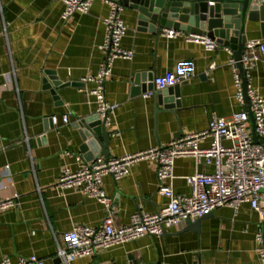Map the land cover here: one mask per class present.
Listing matches in <instances>:
<instances>
[{
    "label": "crops",
    "instance_id": "0c3cea01",
    "mask_svg": "<svg viewBox=\"0 0 264 264\" xmlns=\"http://www.w3.org/2000/svg\"><path fill=\"white\" fill-rule=\"evenodd\" d=\"M64 9L58 0H0V199L16 196L18 202L0 213V262L9 258L17 264L19 257L35 256L44 264H56L66 233L77 226L99 228L106 217L104 205L80 192L62 190L58 182L62 170L75 172L91 162L80 150L84 142L79 124L97 115L96 103L81 90L83 80L96 75L105 59L101 46L110 3L96 0L89 14L68 20L62 18ZM121 17L128 28L121 48L133 56L115 62L105 85L108 102L117 105L107 127L112 132L109 159L165 147L174 139L206 130L214 114L230 118L248 109L236 98L225 47L207 52L189 42L192 35L186 32L177 31L180 36L169 39L163 34L173 29L160 35L141 31L138 12L126 6ZM245 35L247 42L264 40L259 26L250 22ZM185 64L194 75L180 85L181 107L175 113L159 104L155 94L144 98L133 84L144 75L141 83L148 90L153 78L177 72ZM212 64L215 68L210 69ZM50 76L68 84L55 88L59 99L45 87ZM248 77L249 86L264 97V63H258ZM65 115L69 124L52 123V116L61 120ZM210 143L209 138L200 145L207 148ZM214 171L212 164H197L193 158L176 160L175 193L191 195L185 178ZM159 184L158 164L152 160L136 163L125 178L106 177L104 190L112 200L116 226L130 224L138 212L164 207L167 199L159 194ZM263 224L264 218L249 204L237 212L223 207L204 218L199 231L187 230L188 225L171 229L161 237L99 249L70 264H259L256 234L264 232Z\"/></svg>",
    "mask_w": 264,
    "mask_h": 264
},
{
    "label": "built area",
    "instance_id": "2783aa9c",
    "mask_svg": "<svg viewBox=\"0 0 264 264\" xmlns=\"http://www.w3.org/2000/svg\"><path fill=\"white\" fill-rule=\"evenodd\" d=\"M65 5L63 20H68L75 14H89L96 0H58ZM110 3V13L104 20L106 25V39L101 46L105 59L96 75L89 76L83 81L84 91L94 97L96 113L105 126H111V116L117 105L108 102L105 85L113 73V67L118 59H131L133 54L121 48V41L126 36L127 26L121 13L124 6L115 1ZM169 39L180 36L175 30H166L163 34ZM189 42L200 44L207 52H215L222 47L230 54V65L233 69L236 98L243 106L244 100L241 74L237 66L234 51L230 47L221 45L207 36L192 35ZM241 63L248 80V74L258 63H264V40H251L246 43ZM215 68L212 64L210 69ZM191 66L182 65L177 72H169L153 81L155 91H147L144 98L149 99L156 91H163L174 87L193 77ZM87 85L92 87L88 88ZM250 111L255 120L258 142L252 136V125L248 109L235 113L230 118H221L215 114L209 126L202 132L188 134L182 138L172 140L165 147H154L148 150L126 155L118 159L97 157L89 163H84L78 171L69 168L62 170L58 187L66 191L80 192L104 205L106 217L99 228L77 226L64 235V247H60L57 257L65 264L76 260L90 258L99 249H110L121 246L147 236L161 237L171 229L182 230L188 223L212 214L215 210L230 207L235 212L244 204H249L264 218V97L256 90L248 87ZM54 125L69 124V116L60 120L52 116ZM211 139L209 147L202 148L201 142ZM227 140L231 146H224ZM72 157L70 153L67 154ZM193 158L197 164L203 162L212 164L215 171L211 174L197 172L186 177L192 193L189 196L176 194L172 185L176 160ZM75 159L82 161L81 156ZM152 160L158 164V192L167 199V203L160 210L138 212L131 217L130 224L118 227L114 219L112 200L104 190V179L108 176L116 180L127 177L131 168L138 162ZM18 205L17 197L0 199V213ZM258 247L256 253L259 264H264V233L260 230L256 234ZM0 264H12L5 259ZM17 264H44L37 257H19Z\"/></svg>",
    "mask_w": 264,
    "mask_h": 264
},
{
    "label": "water",
    "instance_id": "95a60500",
    "mask_svg": "<svg viewBox=\"0 0 264 264\" xmlns=\"http://www.w3.org/2000/svg\"><path fill=\"white\" fill-rule=\"evenodd\" d=\"M111 1H115L122 6L129 7L138 12V26L141 31H150L160 35L164 29H173L191 35L207 36L211 40H215L221 45L233 49L241 74L244 100L250 112L252 136L254 141L258 142L254 116L250 111L249 84L241 59L247 43V36L245 35L247 22L256 26L258 25L264 38V0ZM152 80L154 81V78ZM142 81H145L144 75L137 76L133 84L137 89L140 87L144 93L154 88L152 83L148 86L149 89L147 90V87L141 83ZM44 84L47 89L51 90L56 99H59V96L55 88L68 85L63 84L56 77L52 76L45 79ZM181 84L155 93V98L159 104L164 103L165 109L170 113H175L181 107L179 91ZM79 125L82 127L81 138L84 142L80 150L84 154L85 159L92 161L95 156H104L106 159H109V145L112 132L105 126L104 121L96 115L82 120ZM204 218L198 219L194 223H188L187 230L199 231L200 222ZM61 263L62 260L58 258L56 264Z\"/></svg>",
    "mask_w": 264,
    "mask_h": 264
}]
</instances>
